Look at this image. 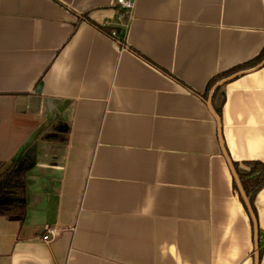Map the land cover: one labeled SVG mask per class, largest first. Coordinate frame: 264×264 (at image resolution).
<instances>
[{
  "label": "crops",
  "instance_id": "1",
  "mask_svg": "<svg viewBox=\"0 0 264 264\" xmlns=\"http://www.w3.org/2000/svg\"><path fill=\"white\" fill-rule=\"evenodd\" d=\"M119 11L0 0V161L34 163L25 217L0 215V264H253L221 145L241 170L264 162V64L213 98L208 84L261 52L264 0ZM253 206L264 264V187ZM49 227L58 236L41 241Z\"/></svg>",
  "mask_w": 264,
  "mask_h": 264
},
{
  "label": "trees",
  "instance_id": "2",
  "mask_svg": "<svg viewBox=\"0 0 264 264\" xmlns=\"http://www.w3.org/2000/svg\"><path fill=\"white\" fill-rule=\"evenodd\" d=\"M117 33L119 32L116 27ZM109 30L107 33L110 34ZM121 43H123V37H120ZM120 43V44H121ZM264 60V47L261 52L251 59L250 61L232 67L226 71L217 74L208 84V89L214 87V85L220 80L230 76L231 74L245 69H251L256 67ZM220 87L214 89L212 98L215 96L216 91ZM217 115L221 113L220 106H214ZM237 174L239 176L241 185L247 198L250 201L253 212L255 209L253 206L254 197L259 190L264 187V162L262 161H245L244 164L248 166V170H241L238 168V164L232 162ZM33 162H25L24 160H15L10 163H4L0 161V215L6 216L12 220H22L25 217V174L33 166ZM235 181V180H234ZM233 181V187L240 197L243 206H246L241 198L236 183ZM247 210V209H246ZM262 238L258 234V252L259 259L262 253Z\"/></svg>",
  "mask_w": 264,
  "mask_h": 264
},
{
  "label": "water",
  "instance_id": "3",
  "mask_svg": "<svg viewBox=\"0 0 264 264\" xmlns=\"http://www.w3.org/2000/svg\"><path fill=\"white\" fill-rule=\"evenodd\" d=\"M264 64V60L258 64L256 67L252 68V69H248V70H241V71H237L233 74H231L230 76L220 80L219 82H217L214 87L212 88V91H214L215 88L227 83L228 81L232 80L233 78H235L236 76H239L241 74H244V73H247L249 71H252V70H255L259 67H261L262 65ZM211 91V92H212ZM210 100H211V96L209 97V100L207 102V105L209 107V109H211V104H210ZM213 115L216 119V122H217V127H218V134H219V138L221 140V122H220V118L219 116L213 112ZM222 147V152H223V155L228 163V166H229V169L231 171V174H232V177L233 179L235 180V183L237 185V188H238V191L241 195V198L246 206V209L250 215V218H251V221H252V225H253V232H254V254H253V264H259V252H258V234H259V228H258V224H257V220H256V217H255V214L253 212V209L251 207V204H250V201L249 199L247 198L245 192H244V189L241 185V182H240V179H239V176L237 174V171L232 163V161L230 160L227 152L225 151L223 145H221Z\"/></svg>",
  "mask_w": 264,
  "mask_h": 264
},
{
  "label": "built area",
  "instance_id": "4",
  "mask_svg": "<svg viewBox=\"0 0 264 264\" xmlns=\"http://www.w3.org/2000/svg\"><path fill=\"white\" fill-rule=\"evenodd\" d=\"M136 0H116V4L119 6L120 11L118 12L117 19L122 20L126 15H128L134 8ZM109 37L117 42L121 43L120 35L117 33L116 29H111ZM59 234V229L56 227H49L41 235V241L47 242L54 239Z\"/></svg>",
  "mask_w": 264,
  "mask_h": 264
}]
</instances>
